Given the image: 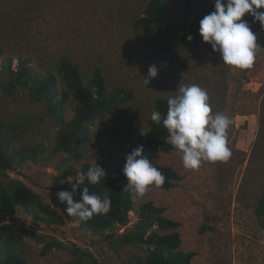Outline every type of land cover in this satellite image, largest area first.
I'll use <instances>...</instances> for the list:
<instances>
[{
    "label": "rangeland",
    "instance_id": "rangeland-1",
    "mask_svg": "<svg viewBox=\"0 0 264 264\" xmlns=\"http://www.w3.org/2000/svg\"><path fill=\"white\" fill-rule=\"evenodd\" d=\"M148 0H0V41L5 54L0 57V122L8 133L18 131L23 142L39 146L43 159L1 175L4 181L20 180L38 193L42 201L62 215V223H47L18 210L0 225V261L3 235L12 228L28 259V264H65L77 258L81 264H136L142 252L125 247L120 260L102 235L82 228L77 216H69L56 195L71 191L72 172H81L93 153L104 150L116 156L133 143L132 129L149 130L155 101L176 95L179 84L193 83L206 89L213 113L232 118L228 133V160L202 161L198 169H186L175 147L153 159L181 176L171 189L151 188L136 204L152 200L166 208L165 215L181 223V248L196 251L192 264H264V216L256 209L264 194V47L257 35L256 58L248 69L226 65L208 43L198 48L171 52L158 49L164 34L190 25L214 0H179L165 18L153 26L136 27ZM250 14L242 19L249 20ZM192 38V36H190ZM67 55L79 63L88 77L96 67L103 69L110 87L132 89L134 98L114 110L92 129L88 156L72 160L57 147L60 126L48 114L43 102L32 101L26 91L10 96L4 89L1 65L8 57H29L38 68H52ZM155 64L158 75L145 83L148 67ZM70 108L69 115H73ZM71 180V181H69ZM74 202H78L73 196ZM137 220L130 214V223ZM124 227H122V230ZM121 230V231H122ZM43 240H56L42 253ZM1 264V263H0Z\"/></svg>",
    "mask_w": 264,
    "mask_h": 264
},
{
    "label": "trees",
    "instance_id": "trees-1",
    "mask_svg": "<svg viewBox=\"0 0 264 264\" xmlns=\"http://www.w3.org/2000/svg\"><path fill=\"white\" fill-rule=\"evenodd\" d=\"M179 0H148L143 14L135 20L136 27L153 26L167 16L169 10ZM214 10V4L205 8L194 22L182 29H174L162 35L156 45L163 52H171L180 48H198L205 42L199 33V21ZM259 11H264L260 9ZM250 15L248 21H252ZM252 26L263 35L264 28L259 22ZM192 36V38H190ZM5 54V46L0 41V57ZM14 58L8 57L1 65L5 75L4 89L10 96L18 91H26L32 101L43 102L48 114L60 126L57 135V147L68 153L72 160L87 158L89 145L92 142V129L98 121L105 119L118 107L129 103L134 98L132 89L123 86L110 87L103 69L96 67L87 77L79 63L67 55L59 58L52 68H38L29 57H20L16 67ZM168 97H159L155 101V110L161 113L160 123L151 122L148 131L143 132L140 126L132 129L134 141L121 156L106 153L100 149L93 153L94 163L86 162L81 172H72L75 183L81 187L74 197L82 199L81 193L87 186L91 193L103 195L108 192L111 197V209L106 215H94L88 221L78 217L80 226L94 235H102L109 248L118 259L122 260L125 247H132L142 252L137 254L136 264H192L196 251L181 248L182 236L179 231L181 223L165 215L166 208L148 200L139 205L123 190L127 179L122 169L125 157L136 146H143V156L150 162L160 152H170L174 147L167 143L169 133L163 126L166 117ZM70 108L73 115H69ZM22 135L14 129L8 133L6 125L0 122V225L6 224L18 210L47 223H62L63 217L58 211L44 203L38 193L20 180L4 181L1 175L25 165L28 161L40 162L43 159L39 146L23 142ZM100 165L107 176L99 184L87 181L86 173L90 166ZM165 175V183L160 186L171 189L181 179L180 174L170 166L156 165ZM157 187L149 186L148 191ZM147 191V192H148ZM146 192V193H147ZM135 213L137 220L130 223V214ZM258 216H264V194L256 209ZM122 227L124 229L122 230ZM122 230V231H121ZM42 253L46 255L54 247L64 248L61 241L43 240ZM80 249L72 250L75 260L65 264H81ZM97 260L89 253L82 252ZM1 264H28L24 250L14 230L9 228L3 235V258Z\"/></svg>",
    "mask_w": 264,
    "mask_h": 264
},
{
    "label": "clouds",
    "instance_id": "clouds-1",
    "mask_svg": "<svg viewBox=\"0 0 264 264\" xmlns=\"http://www.w3.org/2000/svg\"><path fill=\"white\" fill-rule=\"evenodd\" d=\"M264 0H214V10L199 21V33L203 42L211 45L218 52L220 60L226 65L239 69L251 68L256 58L257 35L252 24L259 22L264 28ZM250 14V22L242 19ZM158 75L155 64L148 67L145 83ZM168 110L163 119V126L169 136L167 143L182 154L186 169H198L202 161H226L231 156L228 147V133L233 120L223 112L213 113L209 94L198 84H179L176 95L167 99ZM151 119L160 123L161 113L153 111ZM143 146L139 145L126 155L122 172L127 179L123 190L135 201L143 198L149 186H162L165 175L148 158L143 156ZM107 172L100 165L90 166L86 173L87 181L99 184ZM71 181V180H69ZM80 183L71 184V191L59 190L56 195L61 203H66L65 212L77 216L82 221L92 219L94 215H106L111 209V197L91 193L83 187L82 199L74 202L73 196Z\"/></svg>",
    "mask_w": 264,
    "mask_h": 264
}]
</instances>
